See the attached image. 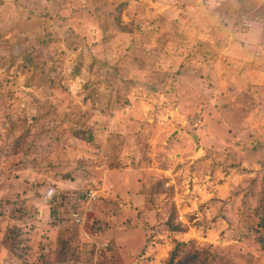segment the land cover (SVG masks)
Segmentation results:
<instances>
[{"label":"rangeland","instance_id":"rangeland-1","mask_svg":"<svg viewBox=\"0 0 264 264\" xmlns=\"http://www.w3.org/2000/svg\"><path fill=\"white\" fill-rule=\"evenodd\" d=\"M259 214L264 0H0V264H264Z\"/></svg>","mask_w":264,"mask_h":264},{"label":"trees","instance_id":"trees-1","mask_svg":"<svg viewBox=\"0 0 264 264\" xmlns=\"http://www.w3.org/2000/svg\"><path fill=\"white\" fill-rule=\"evenodd\" d=\"M15 144L19 145V144H20V140L18 139V140L15 142ZM15 144H14V145H15ZM78 212H79V211L76 209V213H74V214H75V215H74L75 218H77V215H79ZM76 214H77V215H76ZM67 216H68V215H66V212H64L63 215H62V220H60V222H68L69 218H68ZM259 217H260V218H264V214H259ZM68 223H69V222H68ZM259 226H260L262 229H264V221L261 222V220H260ZM173 260H175V259H173ZM180 264H183V263H180Z\"/></svg>","mask_w":264,"mask_h":264},{"label":"water","instance_id":"water-1","mask_svg":"<svg viewBox=\"0 0 264 264\" xmlns=\"http://www.w3.org/2000/svg\"><path fill=\"white\" fill-rule=\"evenodd\" d=\"M196 138V137H195Z\"/></svg>","mask_w":264,"mask_h":264}]
</instances>
